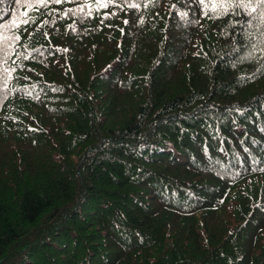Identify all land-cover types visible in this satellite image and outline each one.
I'll return each instance as SVG.
<instances>
[{
  "label": "trees",
  "instance_id": "trees-1",
  "mask_svg": "<svg viewBox=\"0 0 264 264\" xmlns=\"http://www.w3.org/2000/svg\"><path fill=\"white\" fill-rule=\"evenodd\" d=\"M249 19L198 0H0L19 25L0 28V264H264Z\"/></svg>",
  "mask_w": 264,
  "mask_h": 264
},
{
  "label": "snow or ice",
  "instance_id": "snow-or-ice-1",
  "mask_svg": "<svg viewBox=\"0 0 264 264\" xmlns=\"http://www.w3.org/2000/svg\"><path fill=\"white\" fill-rule=\"evenodd\" d=\"M49 0H15V4L29 8L35 7L37 4H46ZM52 3L60 4L63 0H51ZM115 0H95V3L100 7H108L109 4L114 3ZM198 3L203 8V15L207 16L209 12L216 13L217 17L227 15L230 11L235 13L236 9L242 10L244 15L249 17L245 23L251 27L252 19H256L260 24H264V0H198ZM130 7H139V5L130 4ZM74 11V10H72ZM16 15H19L17 10ZM24 15H27L25 12ZM23 23H27L26 20ZM124 23H128V21H124ZM19 25L15 20L11 21V24H0V28H8V27H18ZM264 35V32L261 33ZM12 40H18V36L11 37ZM2 44V41H0ZM256 47V45H253ZM0 60H4L6 62L8 57V51L0 46ZM9 70L4 69V73H7ZM6 78V77H5Z\"/></svg>",
  "mask_w": 264,
  "mask_h": 264
}]
</instances>
